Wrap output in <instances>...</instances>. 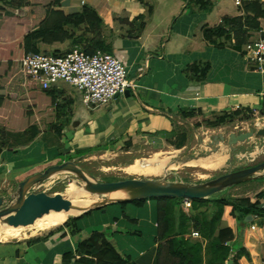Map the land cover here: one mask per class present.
<instances>
[{"label": "crops", "instance_id": "1", "mask_svg": "<svg viewBox=\"0 0 264 264\" xmlns=\"http://www.w3.org/2000/svg\"><path fill=\"white\" fill-rule=\"evenodd\" d=\"M3 1L0 6L19 17L29 16L34 6L44 7V0H29L22 9L10 8ZM209 1L212 8L206 13L192 6L191 0H63L55 10L66 15L80 12L83 6L97 11L103 22L102 39L110 47V54L126 67L128 79L137 85L127 95L97 108L87 107L79 92L68 85H57L40 95L23 81L21 67L15 64L18 54L10 55L13 48L9 45L0 46V59H4L0 62H4L0 64V88L5 92L0 103V136L11 132L18 137L46 138L24 148L0 151V190L4 185L12 190L13 185L31 175L26 174L32 169L87 149L120 154L126 146L140 145L153 157L168 149L172 151L165 152L171 155L181 153L188 146L191 151H205L215 144V152L199 158L224 149L226 159L219 168L225 167L235 151L229 148L228 138L238 133L208 131L209 137L202 138L200 145L193 144L195 139L199 141V130L190 120L236 110L264 118V74L245 56L246 46L264 35L259 10L255 13L246 7L253 1L264 4V0ZM223 24L226 33L216 45L204 40V26ZM71 46L68 39L38 48L65 54ZM24 52L23 45L16 48V53ZM7 60L13 64H7ZM204 66L209 70L203 81L199 72H190L192 67ZM187 113L193 115L186 117ZM181 134L187 137L178 148ZM138 158L135 161L145 160ZM246 185L253 190L247 193L250 195L234 198L249 199L250 206L260 209L262 215L224 207L215 235L223 229L232 232L226 242L232 249L226 264H264V180L236 188ZM159 204L156 200L127 204L124 215L108 206L83 218V213L69 216L37 236L0 240V264H65V255L75 254L80 243L98 232H109L112 245L135 258V264H159L158 249L164 244L157 239ZM186 205L183 210L189 214L191 203ZM70 218H80L76 227L65 225ZM192 233L186 238L201 240L200 234L193 237ZM75 258L69 264H77Z\"/></svg>", "mask_w": 264, "mask_h": 264}, {"label": "trees", "instance_id": "2", "mask_svg": "<svg viewBox=\"0 0 264 264\" xmlns=\"http://www.w3.org/2000/svg\"><path fill=\"white\" fill-rule=\"evenodd\" d=\"M62 1L44 0V7L39 8L38 6H34L30 15L24 17L16 16L10 13L7 8L0 6V25H3V32L0 35V46L6 48L9 45V47L13 48L10 55L18 54L15 58V64L21 67V59L24 55L43 52L38 48L42 44L49 45L64 42L68 39H71L72 46L66 53L74 48H78L89 55L94 54L96 51L111 53L110 47L102 39L103 22L97 11L89 6H83L80 12L66 15L61 11L55 10V8L61 7ZM2 3L10 8L22 9L29 4V0H4ZM190 4L206 13L212 8L209 0H191ZM263 6L264 4L253 1L249 2V7L246 8H251L255 13L259 10L260 14L258 16L264 19ZM259 17L255 18L258 19ZM5 21L9 22L4 24L3 22ZM201 32L204 40L216 45L218 39L223 38L226 33L225 24L216 28L204 26ZM78 40L81 41L78 42ZM22 45L25 49L24 55L16 53V48ZM1 61H4V59H0ZM7 61V64H13L11 60ZM0 64L3 65L4 62ZM208 70L209 66H204L201 69L192 67L190 72H199V80L203 81ZM23 81H25L27 86H33L40 95L42 92L48 91L41 90L32 81H26L24 78ZM4 94V89L0 88V103L4 99ZM232 113L234 116L241 114L238 110L231 113L215 114V123L209 125V128L216 129L224 126L228 115ZM192 115L190 113L185 114L186 117H191ZM186 137V134H181L178 137V140L181 141L176 145L178 148L184 145ZM21 138H26L25 142H21ZM45 139L37 137V135L18 137L14 133L11 134V132L4 133V135L0 136V151L6 148H24L34 142H42ZM94 151L96 149H87L77 151L74 155L83 157ZM212 151L215 152L216 149ZM157 200L160 203L158 206L157 239L164 243L160 244L158 249L159 264H226L232 251L226 242L231 240L232 232L230 229H223L215 235L224 207H233L235 211H242L245 214L257 213L262 215L261 210L250 206V200L245 198L193 200L190 202L191 210L189 214L184 213L180 209L182 199L162 198ZM145 201L148 200L113 203L90 211L81 217L83 218L93 212L102 211L108 206L116 208L124 215V207L127 204L139 205ZM78 220L80 218H70L65 225L73 224L76 227ZM75 229L76 233L79 232L78 228ZM191 231L200 234L201 240L186 238L187 235L191 234ZM75 255L78 259L76 261L77 264H135V258L129 254L120 253L112 245L109 232L93 233L88 240L79 244L75 254L64 256L65 264H69L73 259H76Z\"/></svg>", "mask_w": 264, "mask_h": 264}, {"label": "rangeland", "instance_id": "3", "mask_svg": "<svg viewBox=\"0 0 264 264\" xmlns=\"http://www.w3.org/2000/svg\"><path fill=\"white\" fill-rule=\"evenodd\" d=\"M59 85H64V84H59ZM196 117L197 120L194 121L190 120V123L193 126H195L197 131L199 130V138H198L199 141L198 140L196 141V139L195 141H193V144L196 142L198 145H200L202 138L206 139L207 137H209L208 131H215L217 133L221 132L223 134H229L230 132L240 134V133L248 132L250 130H257L258 128H262L264 126V118L262 117L256 118L252 115L246 116L241 114L234 116L232 113L228 115L227 122L224 126H221L220 128H216V129H211L209 128L210 127L209 125L215 123L214 116L209 118H203L202 116L199 115ZM202 132L206 133L203 135V137L201 136ZM25 140L26 138H21V142H25ZM240 144L233 146L231 148L229 147L231 150L235 149V151L232 153V156L229 155V161L227 162L225 167L214 171H207L199 167L190 166L189 163L191 161L201 159L199 157H205L204 155L213 153L212 150L215 149L214 148L215 144L212 145L209 149L199 152L196 150L191 151L189 146L187 147L186 151H182L181 153H177L174 155L165 152L172 150L170 149L165 150L164 152H161L158 155L162 160L165 161L164 171L158 175H151V176H135L127 173L124 170V168L127 165L133 164L135 159H139L138 157H142V159H147V160H149L152 157V154L149 152V150L144 149V147L140 145L126 146L124 148V151L120 154L91 152L90 154L85 155L83 157H77L74 154L68 157L60 156L57 159L53 160L52 163L47 164L46 166L49 167L67 160H75L76 163H78V165L84 168L88 173H90L92 176L95 177V179H97L100 182H113V181L127 179L130 177L137 179L146 177L151 179L164 178L165 181H169V182H182L188 184H195V183L211 180L227 172L244 169L264 162V139L261 140L252 139L249 142H244ZM237 146H239L238 149H236ZM47 167L39 166L35 169H32L26 175L29 174L33 175L42 172ZM257 181H252L245 184H251ZM16 186H17L16 184L13 185V189L11 187L12 190H9L10 186L4 185L3 189L0 190V196H4L6 199L9 200ZM250 188L251 187H247L246 185L237 188L236 187L231 188L229 190L227 189L224 192L211 196L209 199H214V200L224 199V198L236 199L234 197L237 195H241V196L250 195L247 194L248 192L250 193L253 191V190L251 191ZM30 196L31 198H38L43 200L49 199L52 202L58 200L71 201L75 198L77 200L84 198H90L92 200L99 199L96 196L91 195L86 190V187L79 179L69 174H62L49 179L41 186L31 191ZM182 204H184L185 207H182ZM187 206L188 205L185 204L184 200L180 202V208L182 210L183 209L185 210ZM7 222L8 223L4 224L0 228V231L2 232L12 231L15 228L9 225V220ZM40 232L41 231H34L33 229H31L26 232L24 231L19 234H14L12 237L10 236L9 238L2 237L0 238V240L7 241V240L26 238L30 236H37Z\"/></svg>", "mask_w": 264, "mask_h": 264}, {"label": "water", "instance_id": "4", "mask_svg": "<svg viewBox=\"0 0 264 264\" xmlns=\"http://www.w3.org/2000/svg\"><path fill=\"white\" fill-rule=\"evenodd\" d=\"M80 41L78 40V42ZM128 93L126 91L124 96ZM252 139H264V126L257 130L231 134L227 144L231 148L240 143L249 142ZM62 174H69L76 177L84 184L86 190L91 195L99 198L94 207L82 212L85 214L113 203L157 200L162 198L182 199L184 201L209 199L211 196L224 192L227 189L229 190L248 182L264 179V162L244 169L227 172L208 181L188 184L169 182L165 181L164 178L151 179L146 177L139 179L130 177L119 181L100 182L78 165L75 160H67L49 166L42 172L30 175L20 181L9 200L4 196H0V227L8 223V220L9 225L12 227L24 226L31 222L34 223V221L43 215L41 214L43 209L47 211L54 204H69L70 200L52 202L49 199L43 200L31 198L30 196L31 191L49 179ZM112 194H123L125 197L119 200L109 201L107 197ZM71 207L73 208L74 206Z\"/></svg>", "mask_w": 264, "mask_h": 264}, {"label": "built area", "instance_id": "5", "mask_svg": "<svg viewBox=\"0 0 264 264\" xmlns=\"http://www.w3.org/2000/svg\"><path fill=\"white\" fill-rule=\"evenodd\" d=\"M245 52L246 59L264 74V35L248 44ZM21 70L26 81H32L43 91L59 84L74 88L89 108L106 106L129 89L137 88L135 80L128 79L126 67L103 51L89 55L74 48L66 54L28 53L21 59ZM192 236L199 234L194 232Z\"/></svg>", "mask_w": 264, "mask_h": 264}, {"label": "bare ground", "instance_id": "6", "mask_svg": "<svg viewBox=\"0 0 264 264\" xmlns=\"http://www.w3.org/2000/svg\"><path fill=\"white\" fill-rule=\"evenodd\" d=\"M224 151L225 150L223 149L221 152L211 157L203 158L200 160H194L191 161L189 164L190 166L199 167L207 171H214L217 168H219V166H221L224 160L226 159V155ZM164 166H165V161L162 160L160 156L155 155L150 160L147 159L140 161L136 160L133 164L127 166L125 168V171L135 176L136 175L151 176V175H158L161 172H163ZM124 197L125 196L123 194H112L109 195L107 198L109 199V201H115L122 199ZM75 199L71 200L69 204L63 205L62 208H60L61 207L60 204H54V205L52 204L53 206L47 211H44L45 209H43L41 211V214L43 215L39 217L36 221H34V223L32 222L28 223L24 227L17 226L12 231H5V232L0 231V238L2 237L9 238L10 236L12 237L14 234H19L24 231L26 232L31 229H33L34 231H44L54 228L60 225L61 223L65 222V220L69 216H77L79 214H82V212L94 207L97 204L96 200H92L90 198H84L78 200ZM70 206H74V207L70 208Z\"/></svg>", "mask_w": 264, "mask_h": 264}]
</instances>
